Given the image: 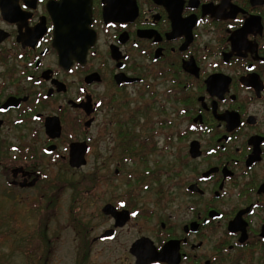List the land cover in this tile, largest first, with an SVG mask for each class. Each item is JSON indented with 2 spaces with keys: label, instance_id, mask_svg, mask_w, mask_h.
<instances>
[{
  "label": "flooded vegetation",
  "instance_id": "obj_1",
  "mask_svg": "<svg viewBox=\"0 0 264 264\" xmlns=\"http://www.w3.org/2000/svg\"><path fill=\"white\" fill-rule=\"evenodd\" d=\"M65 1L0 0V152L8 154L0 156V170L9 177L6 184L22 190L52 181L45 170L59 162L69 166L73 142L86 144L85 166L95 138L90 130L104 107L123 125L126 90L136 88L135 100L140 92L151 103L161 94L163 102L183 104L188 124L181 135H194L183 156L202 167L183 187L195 203L184 206V216L156 221L155 240L136 238L128 248L134 264L130 248L141 237L158 252L170 242L163 260L146 264H264V0ZM57 16L66 26L94 32L82 62L67 55L71 62L60 64ZM249 19L246 35L231 38ZM129 118L136 125L134 113ZM127 152L137 153L131 142ZM128 193L101 207L112 225L91 242L112 241L130 221L143 219L137 192ZM106 204L127 212L126 221L104 213Z\"/></svg>",
  "mask_w": 264,
  "mask_h": 264
},
{
  "label": "rangeland",
  "instance_id": "obj_2",
  "mask_svg": "<svg viewBox=\"0 0 264 264\" xmlns=\"http://www.w3.org/2000/svg\"><path fill=\"white\" fill-rule=\"evenodd\" d=\"M135 89L126 90L130 103L124 107L123 125L112 122V111L107 108L99 112V120L90 130L95 138L85 166L71 169L59 162L45 170L52 181L22 190L9 187L8 175L0 170V264H134L130 244L143 235L155 240L156 221L170 213L184 216V206L195 203L186 198L183 187L202 163L183 156L194 138L181 135L188 124L181 112L183 104L163 102L161 94L151 103L140 92L136 101ZM136 105L138 112L134 111ZM133 113L136 125L128 119ZM121 130L129 134L121 138L117 133ZM125 134L137 139L130 141ZM128 142L137 153H125ZM6 155L0 152V156ZM128 192H137L143 219L130 221L112 241L91 242L112 225V218L103 215L101 207Z\"/></svg>",
  "mask_w": 264,
  "mask_h": 264
},
{
  "label": "water",
  "instance_id": "obj_3",
  "mask_svg": "<svg viewBox=\"0 0 264 264\" xmlns=\"http://www.w3.org/2000/svg\"><path fill=\"white\" fill-rule=\"evenodd\" d=\"M225 4L229 2V0H222ZM263 0H252V3H262ZM64 5L71 6L75 4V0H66ZM63 5V6H64ZM212 12L209 8L204 9V13H210ZM57 12H52L51 14H56ZM235 11L228 14V16H233ZM58 14H62V12H59ZM88 15L90 12L88 11ZM217 18H223L219 15H215ZM226 15V17H228ZM225 18V17H224ZM55 21V44L60 50V64L66 66L67 63L71 62V59L67 58V55L74 56L75 60L78 62H82L85 57L86 50L91 47L95 42V34L94 32L89 29L86 26L77 27V26H66L61 21H64L63 16L56 17ZM90 21V20H89ZM88 21V22H89ZM249 24L250 19L246 21L245 26L241 29H239L237 32L233 33L232 37L236 36H245L246 33L249 30ZM215 76L209 77L206 81L208 87L213 86V81L211 79H214ZM191 146V152L194 155H197L196 149L192 148ZM87 147L84 142H73L70 144L69 154H68V161L69 166L79 168L83 166L86 162L85 159V153H86ZM102 211L106 214L111 213L114 217L117 223H124L127 219V216L125 211L118 212L115 210L114 207L110 204H106ZM152 242L146 238L141 237L137 239L133 245L130 248V252L136 257V263L137 264H146L152 260H163L162 256L165 253V250L169 247L170 242L165 243L162 247V249L158 252L152 246Z\"/></svg>",
  "mask_w": 264,
  "mask_h": 264
},
{
  "label": "trees",
  "instance_id": "obj_4",
  "mask_svg": "<svg viewBox=\"0 0 264 264\" xmlns=\"http://www.w3.org/2000/svg\"><path fill=\"white\" fill-rule=\"evenodd\" d=\"M124 148H125V150H127V146H124ZM125 153H127V151H125ZM36 243H38V242H36ZM37 249H38V247H37ZM31 255H32V253H29V257H31Z\"/></svg>",
  "mask_w": 264,
  "mask_h": 264
},
{
  "label": "snow or ice",
  "instance_id": "obj_5",
  "mask_svg": "<svg viewBox=\"0 0 264 264\" xmlns=\"http://www.w3.org/2000/svg\"><path fill=\"white\" fill-rule=\"evenodd\" d=\"M133 215H136L135 213H133Z\"/></svg>",
  "mask_w": 264,
  "mask_h": 264
}]
</instances>
